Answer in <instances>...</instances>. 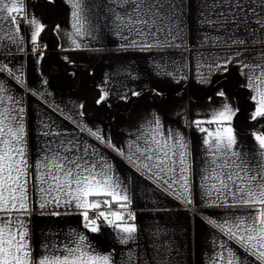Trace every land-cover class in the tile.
I'll return each instance as SVG.
<instances>
[{"label":"crops","instance_id":"obj_1","mask_svg":"<svg viewBox=\"0 0 264 264\" xmlns=\"http://www.w3.org/2000/svg\"><path fill=\"white\" fill-rule=\"evenodd\" d=\"M162 2L165 19L155 25L149 21L147 28L134 25L143 29L140 32L117 27L118 16L127 23L133 15L132 5H120L118 0H82L87 17L82 35L73 27L70 0H23V12L13 13L22 17L21 24L0 18V112L22 117L29 172L35 174V165L53 155L94 162L128 196L129 207L118 212L133 213L135 220L127 221L137 229L135 238L124 244L102 218L97 221L100 230L89 231L82 210L74 204L53 203L42 209L40 187L47 184L40 185L33 175L29 211L11 213L25 222L32 256L49 251L45 245L62 254L83 235L89 250L109 255L113 264H224L220 257L229 254L242 264H261L225 229L255 215L254 207L264 206L234 205L231 193L222 198L215 192L208 195L206 185L213 181L205 177L220 169L204 143L207 133L194 123L202 121L200 127L214 131L218 125L206 121L228 104L236 111L231 120L235 150L251 161L250 167L261 159L253 137L261 132L250 130L254 92L244 74L251 75L253 65H264V28L256 21L260 9L253 3L256 15L250 12L244 24L240 12L229 10V0L223 6L219 0ZM221 12L227 22H219ZM50 18L53 33L43 38ZM31 20L41 26L35 42L32 35L37 29L30 26ZM133 41L137 46H131ZM147 42L153 46H140ZM168 90L180 92L156 100ZM143 91L151 93L130 99ZM153 137L161 145H172L165 149L167 157L147 151L158 147L150 143ZM174 138L185 144L186 173L181 171L182 150ZM222 162L223 158L218 161ZM185 175L187 192L182 187ZM100 198L105 197L91 199ZM96 211L89 213L90 218Z\"/></svg>","mask_w":264,"mask_h":264},{"label":"snow or ice","instance_id":"obj_2","mask_svg":"<svg viewBox=\"0 0 264 264\" xmlns=\"http://www.w3.org/2000/svg\"><path fill=\"white\" fill-rule=\"evenodd\" d=\"M118 2L120 5L131 4L133 8V15L128 17L127 23L123 17H117L120 21L117 27L121 30L128 27L129 31L140 32L143 29H137L134 25L140 24L147 28L149 21L155 25L165 19L162 9L166 5L162 0H118ZM70 3L75 21L73 27L76 35H82L86 31L87 22L82 0H70ZM224 3L225 0H219L220 6ZM253 3L261 13L256 16V21L261 28H264V0H229L228 7L230 11L235 8L240 12L243 16V23L247 24L249 13L256 15ZM215 6L214 3L213 7ZM4 12L7 13V17L0 16V18L11 17V22L15 23L16 15L13 13L23 12V0H7V2L0 0V14ZM220 17H223V20L219 22H227L225 13L221 12ZM236 21L237 17L233 14V23ZM207 22L215 23L212 20H207ZM29 24L37 29L32 35V41L35 42L41 26L34 20L29 21ZM157 31H162V29L158 28ZM238 42L243 43L244 41ZM131 46H137V42L133 41ZM140 46L150 48L153 44L147 42ZM244 67L249 66L244 65ZM251 68V75L244 74L248 78L247 86L254 92L251 99L256 107L251 118L255 121L264 117V65H253ZM256 69H259V75L256 74ZM219 95L224 96V92L221 91ZM103 99L104 96H101L100 100ZM100 100L97 102L99 103ZM20 112H23V109H20ZM235 115L236 111L225 104L222 110L217 111L211 119L206 121V123L218 125L214 131L200 127L202 121L194 122L199 131L207 133L204 143L214 157L212 162L220 169L219 172L213 169L211 175L205 177L206 180L213 181L210 185H206L208 195L215 192L218 198H222L226 193H231L234 205L264 206V134L253 133L261 159L254 167H250L251 161L247 157H242L234 148L236 138L231 127V120ZM24 132L22 117L19 119L17 116L10 117L6 110L0 112V264H113L109 255H101L94 249L89 250L84 243L86 238L83 235L79 236V242H73L72 247H65L62 254H55L50 250L51 246L45 245L49 251L39 257L32 256L25 222L22 217H14L11 213L29 211L28 184L33 175L40 185L47 184V188L40 187L42 194L40 207L42 209L53 203L56 207L74 204L77 209L82 210L80 215L83 216L85 227L89 231H99L100 225L97 221L102 218L109 227L117 231L121 243L124 244L135 238L137 229L134 223H128L125 220V213L110 210L113 203L121 209H126L130 202L128 196L118 190L119 186L113 182L107 171L103 168L98 170L94 162L90 163L83 157L72 159L68 156L53 155L35 165V174L29 172L30 165L25 157ZM150 143L158 147L148 148L147 151L163 152L164 157L168 155L165 149L172 147L168 143L161 145L155 137ZM174 144L182 150L180 152L181 171L186 173L188 166L186 154L183 151L185 144L181 138H174ZM221 158L223 162L218 163ZM147 159L151 160L152 156H148ZM160 163L163 164L165 161L161 159ZM182 179L184 180L182 187L184 192H187L186 175ZM169 187H171L170 184ZM53 193L60 195L53 196ZM49 196L52 198L48 199ZM92 197L105 198L101 201L91 199ZM102 205L109 211L99 210ZM93 210L99 211H96L95 218H90L89 213ZM253 210L255 215L250 213L248 217L239 219L225 230L245 248L254 252L261 264H264V207H254ZM128 219L135 220V215L128 213ZM221 227L225 228V226ZM220 259L224 261V264H242V261L233 254H229L228 257L222 256ZM131 261L132 254L129 253V262ZM160 264H166V262L161 261Z\"/></svg>","mask_w":264,"mask_h":264},{"label":"trees","instance_id":"obj_3","mask_svg":"<svg viewBox=\"0 0 264 264\" xmlns=\"http://www.w3.org/2000/svg\"><path fill=\"white\" fill-rule=\"evenodd\" d=\"M53 26H54V21L52 18H50V23H48V25L43 30V33H42L43 38L47 37L49 35H52V33H53L52 27ZM178 92H180V90H168V91L161 92L160 94H158L156 100H158L160 97L162 98L168 94H176ZM149 93H151V91H143V92H140V93L132 96L130 99L135 100V99L139 98L140 96H142L144 94H149ZM241 96L242 95L238 94V98H240ZM250 130L259 131L262 134H264V117L258 118L255 121H251L250 122Z\"/></svg>","mask_w":264,"mask_h":264},{"label":"built area","instance_id":"obj_4","mask_svg":"<svg viewBox=\"0 0 264 264\" xmlns=\"http://www.w3.org/2000/svg\"><path fill=\"white\" fill-rule=\"evenodd\" d=\"M23 22V19L20 15L16 14V23L21 24ZM35 49H37V47H35ZM99 200H103V198H100ZM99 210H104V211H109V209H106L103 205L101 206V209ZM98 210V211H99ZM112 211H119L122 210L121 208H119L117 205H112L111 209ZM125 220H128V216L125 214Z\"/></svg>","mask_w":264,"mask_h":264}]
</instances>
